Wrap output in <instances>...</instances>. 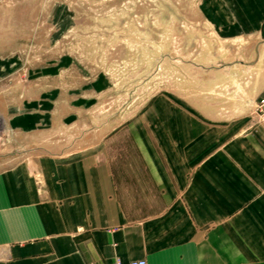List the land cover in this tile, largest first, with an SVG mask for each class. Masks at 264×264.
<instances>
[{
  "label": "rangeland",
  "instance_id": "obj_1",
  "mask_svg": "<svg viewBox=\"0 0 264 264\" xmlns=\"http://www.w3.org/2000/svg\"><path fill=\"white\" fill-rule=\"evenodd\" d=\"M263 95L264 0H0V117L42 127L3 120L0 157L101 152L132 218L163 207L142 134L169 112L262 124Z\"/></svg>",
  "mask_w": 264,
  "mask_h": 264
},
{
  "label": "crops",
  "instance_id": "obj_2",
  "mask_svg": "<svg viewBox=\"0 0 264 264\" xmlns=\"http://www.w3.org/2000/svg\"><path fill=\"white\" fill-rule=\"evenodd\" d=\"M182 113L139 138L163 206L139 219L101 152L0 157V264H264V125ZM0 119L42 131L30 115Z\"/></svg>",
  "mask_w": 264,
  "mask_h": 264
},
{
  "label": "built area",
  "instance_id": "obj_3",
  "mask_svg": "<svg viewBox=\"0 0 264 264\" xmlns=\"http://www.w3.org/2000/svg\"><path fill=\"white\" fill-rule=\"evenodd\" d=\"M255 113L257 119L264 124V95L259 98L256 103ZM2 119H0V143L2 140ZM130 264H148L146 259H137L130 262Z\"/></svg>",
  "mask_w": 264,
  "mask_h": 264
}]
</instances>
